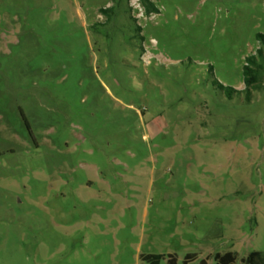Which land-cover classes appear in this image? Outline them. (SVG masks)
Instances as JSON below:
<instances>
[{"label":"rangeland","instance_id":"obj_1","mask_svg":"<svg viewBox=\"0 0 264 264\" xmlns=\"http://www.w3.org/2000/svg\"><path fill=\"white\" fill-rule=\"evenodd\" d=\"M152 1L0 0V264L264 254V0Z\"/></svg>","mask_w":264,"mask_h":264},{"label":"trees","instance_id":"obj_2","mask_svg":"<svg viewBox=\"0 0 264 264\" xmlns=\"http://www.w3.org/2000/svg\"><path fill=\"white\" fill-rule=\"evenodd\" d=\"M140 3L145 8L146 13H152L157 11L156 6L154 5L152 0H140ZM257 40L264 45V34L259 33L256 36ZM262 50L259 48L258 53L261 54ZM246 64L243 67V76H244V84L245 88L243 90L235 89L233 87L224 86L223 84L215 81L213 83L214 86L219 88L221 91L225 93L226 96L232 98L234 94H241L246 92L250 94L252 89L255 87L258 81V70L256 68L257 58L256 55H252L247 57ZM196 253H188L184 257L183 264H188L189 262L195 261L197 259ZM238 255L236 252L228 251L223 254L216 253L214 255V261L216 264H235ZM141 260L144 264H177L178 258L175 254H147L141 257ZM244 264H264V254L260 251H252L248 253V255L243 259ZM198 264H207L206 259H201Z\"/></svg>","mask_w":264,"mask_h":264}]
</instances>
